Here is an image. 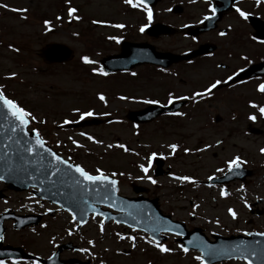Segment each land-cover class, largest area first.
I'll return each mask as SVG.
<instances>
[{"label": "rangeland", "instance_id": "1", "mask_svg": "<svg viewBox=\"0 0 264 264\" xmlns=\"http://www.w3.org/2000/svg\"><path fill=\"white\" fill-rule=\"evenodd\" d=\"M0 1L8 6L0 7V85L21 101L28 111L32 110L36 119L45 117L53 125L40 126L48 144L63 156L72 155L90 173L96 174L97 168L107 175L117 173L114 177L119 180L120 194H131V184L135 181L146 186V195L157 196L161 208L172 218L185 221L188 227H201L207 235H227L249 227L246 223L248 215L240 206L242 198H237V195H241L238 191L245 186L247 200L264 195L262 177L257 179L253 176L249 180L247 177V184L244 185L239 181L231 182L227 186L231 191L224 196L220 192L226 188L225 185L196 181L192 184L174 179L192 175L206 180L216 174L217 169L224 166L225 170L229 162L225 160L232 154L241 157L244 154L252 155L262 142L256 134H244L246 121L227 123L224 120L215 124L211 114L186 110L184 117L163 116L146 124L132 126L126 119L128 110L142 108L148 100L168 101L169 93L173 98L184 92L189 93L193 90L192 82L179 84L173 67L160 71L153 66L140 65L126 72L103 74L106 72L99 64L100 58L117 53L119 41L125 35L127 40L147 41L157 50L173 51L174 44L169 38L150 40L136 32L135 26L144 21V13L135 0L134 10H130L132 4L125 3V0ZM69 7L77 9L73 16L80 19L69 17ZM13 8L27 11L14 12L11 10ZM43 18L50 21L48 31L45 30ZM118 24L124 27H115ZM52 42L71 48L72 58L62 64L45 62L39 52ZM84 56L94 63H85L82 60ZM11 73L16 75L12 77ZM101 94L105 97L103 101L99 99ZM74 109L79 112L92 111L90 117H111L112 120L78 129H56V123L80 119ZM217 112L224 116L223 110L217 109ZM88 136L93 140H89ZM222 137L224 140L217 144ZM119 144L132 151L117 147ZM170 144L181 146L174 154L168 147ZM199 145L211 147L196 153ZM185 148L191 153L184 154ZM152 154L164 158L172 170L168 177H160L155 186H151L148 179L149 176L152 178L151 169L143 172L140 167L144 165L148 168ZM244 164L251 163L247 161ZM2 206L17 212L38 209V203L29 194L23 193L10 195L6 200L0 199V209ZM228 209L236 213L235 219ZM192 215L193 219L190 220ZM55 222L57 225H49L50 232H45L40 226L34 230L26 228L15 231L10 221H6L4 242L18 243L32 251L47 254L52 248L50 243H54L58 235L65 234L68 227L64 215L55 216ZM100 223L92 219L82 232L83 244L87 249L85 255L94 257L93 264H98V261H104V264H200L195 259L199 253L193 250L184 252L172 235L161 243L171 251L162 253L141 232L117 224L103 225L101 231ZM129 237H135V240ZM90 240L92 244L88 243ZM226 264L247 263L230 260Z\"/></svg>", "mask_w": 264, "mask_h": 264}, {"label": "flooded vegetation", "instance_id": "2", "mask_svg": "<svg viewBox=\"0 0 264 264\" xmlns=\"http://www.w3.org/2000/svg\"><path fill=\"white\" fill-rule=\"evenodd\" d=\"M236 8L244 11L246 17H241ZM151 12L154 16L153 22H162L174 28L173 34L160 37L169 38L173 42L175 53L181 55L200 50L196 56L178 60L174 64L178 82L186 84L192 82L193 85V90L189 93H182L181 98L185 99V103L179 110L216 115L220 121L215 124H220L224 120L227 123L246 121L244 134H256L262 142L252 155L243 156V161L251 163L244 165L251 171L248 180L253 176L264 179V153L260 151L264 148V115L259 112V108L264 106V92L258 90V85L264 84V0H260V3H257V0H158L151 8ZM221 32L224 35H220ZM239 73H244V77L233 81L228 79ZM217 80L221 83L210 93H205L206 87ZM195 92L204 95L193 97L192 94ZM253 104L256 107H252ZM217 109L223 110L224 116H221ZM250 116H254L255 119H249ZM223 140L222 137L217 141ZM0 188H4L2 182ZM240 194L243 201L241 206H244L248 215L246 222L249 227L237 233L245 234L248 231L264 233V195L254 197L252 201L247 200L245 191ZM40 204L43 203L40 201ZM2 207L0 213L6 209H13ZM47 210L54 212L51 215L43 213L41 220L53 223L52 219L58 209L54 207ZM71 224L74 231L69 236L65 234L58 237V240L66 238L65 241H72L77 246V249L64 250L60 254L66 264L71 259L81 261L86 259L81 229L75 228V222Z\"/></svg>", "mask_w": 264, "mask_h": 264}, {"label": "water", "instance_id": "3", "mask_svg": "<svg viewBox=\"0 0 264 264\" xmlns=\"http://www.w3.org/2000/svg\"><path fill=\"white\" fill-rule=\"evenodd\" d=\"M121 52L118 55H112L101 60L103 67L106 70H121L128 69L136 64L143 62H150L160 64L162 66H168L175 59L172 55L167 57V54L155 53L148 47L139 48L137 45L123 42L121 46ZM145 48V49H144ZM138 50L142 49L144 52L138 53ZM71 50L62 44H51L47 46L41 53V56L48 62L65 61L69 58ZM178 107V104H171L166 107L148 106L145 109L129 112L128 116L134 121H148L157 114L164 111H172ZM6 115V110L0 107V155L7 152V159L0 160V174L6 177L5 181L9 182L15 189L21 190L29 185H36L41 191V196L48 198L50 201L60 204L65 209L69 210L74 218L80 223H83L89 212L105 213V211H98L92 208V203H103L110 205L112 208L123 211V214H119L114 217L115 221L123 222L130 226L145 230L151 237L156 238L159 231L168 229L173 232H180L176 227L179 225L177 222L170 221L167 216H161L156 211L155 200L149 201V205L142 199H131L121 197L113 194L111 186L108 184L101 185L87 184L81 182L75 183L76 180L81 178L72 169H68L66 165H59L60 172H56L55 165H52L51 157L44 154L42 150H37L43 155V160L39 164L27 165V172L17 167L21 164L20 156L23 155L27 159H33L35 157H29L27 153H24L19 146L15 144V139H21V133H13L10 128L12 125V119L9 117L5 120L3 117ZM100 120L90 119L82 121L75 126H82L88 124L99 123ZM12 139H9V138ZM28 139H35L34 134L29 133ZM47 147V146H46ZM49 148V147H48ZM157 169L155 174H161L159 167L162 165L161 160H155ZM51 165V167H50ZM10 168H14V171H10ZM37 168L41 170L36 171ZM111 179V178H109ZM43 181V183H41ZM108 199H105V197ZM85 204V205H84ZM110 216L105 219L108 220ZM159 225H164L160 227ZM191 233H188L183 238L186 247H195L202 251L203 260L207 264L220 261L223 259L243 257L251 264H264V239L257 237H250L247 239H239L237 237L222 238L217 242L203 245L199 243V246L190 245L189 238ZM164 239V238H158ZM18 250V249H15ZM243 253V255H241ZM18 257H25L23 253L20 254L18 250Z\"/></svg>", "mask_w": 264, "mask_h": 264}, {"label": "snow or ice", "instance_id": "4", "mask_svg": "<svg viewBox=\"0 0 264 264\" xmlns=\"http://www.w3.org/2000/svg\"><path fill=\"white\" fill-rule=\"evenodd\" d=\"M67 2V0H66ZM125 3L128 4H133V0H125ZM140 3L144 5L145 10L148 13V19L151 20L152 18V12L151 9H148L147 4H144V0H140ZM257 3H260V0H257ZM133 6H136L133 4ZM0 7H4L7 8V5H2L0 4ZM12 11L16 12H26V9H11ZM77 11V9L69 7L68 8V15L71 18L74 19H80L79 16H73V14ZM213 14L215 13V9L212 10ZM236 11L240 14L241 17H246V13L244 11H242L240 8H236ZM209 17H205V19H208ZM57 19H60V17H57ZM93 23H99V21H93ZM45 24V30L48 31L49 29V25H50V21L45 20L44 21ZM115 27L117 28H123L124 25L122 24H118L115 25ZM145 27H147V25H143L140 28V31L143 32L145 30ZM220 35H224L223 32L220 33ZM109 39H117L116 37H109ZM11 47V45L9 46ZM82 60L85 63H94V61L90 60L89 57L84 56L82 57ZM93 71H97L96 69H93ZM102 71V70H100ZM104 75H107V73H103ZM16 75V73H11V76L14 77ZM133 75H135V73H133ZM229 80L232 79V77H228ZM221 83V81L217 80L214 83H212L208 88H206L204 91L205 93H210L212 89H215L217 87V85H219ZM258 90L260 92H264V84H260L258 85ZM193 97H200L202 95H204V93H200V92H195L192 94ZM168 103H173V96L172 93L168 94ZM99 99L100 100H104L105 97L101 94L99 95ZM120 99H125V97H120ZM146 103H158V101L155 100H148L146 101ZM0 107H2L3 109L6 110V115H4V119L7 120L9 117H11L12 119V125L10 130L13 133H21L22 137L21 139H15V144L17 146H19V148H21L23 150L24 153H27L29 157H35L33 159H27L25 158L23 155L20 156V161L21 164L18 165L17 167H20L22 171L27 172V165L29 164H39L42 160H43V155L41 154V152L37 151V150H42V152L44 154H47L51 157V162L52 165H55V171L56 172H60L61 169L58 167L59 165H66L68 169H72L74 170L75 173H77L79 175V177L81 178L80 180H76L75 183L79 184L81 182H85V186H87V184H96L99 183L101 185L104 184H108L111 186L112 192L113 194L116 191V185H117V181L115 179H109V176L105 175L104 172L97 168L95 170L96 174H91L89 171L85 170L84 167H82L79 164H71L68 160L63 159L60 155H58L56 152L52 151V149L46 147V141L41 137L40 132L37 128H30L29 124L32 121L36 120V117L32 115V113L28 110H26L23 106H21L14 98H9L6 94L5 91L3 90V86L0 85ZM252 107H256L255 104L252 105ZM74 111L78 112L80 115V119H84L85 117H90L93 115L92 111H86V112H79L78 109H74ZM259 112L261 115H264V106L259 108ZM178 115H183V113H178ZM249 119H255L254 116H250ZM68 121H65V123H67ZM39 123H44V121H39ZM0 127H3V125H0ZM29 133L34 134V141L28 139ZM81 135H84L83 133H81ZM9 139H12L11 137ZM71 139V138H70ZM89 140H93V137L88 136ZM95 142V141H94ZM220 141H217V144H219ZM73 144H76V141H73ZM108 147H112V145H108ZM117 147L121 148V149H125V145L123 144H119L117 145ZM173 153H175L176 149L178 148L177 144H170L168 146ZM205 147H208V145H206ZM189 151L188 148L184 149V152L187 153ZM197 151H201V149H197ZM260 151L262 153H264V148L260 149ZM155 155V154H153ZM7 159V152L5 151V153L3 155H0V160H6ZM151 161H149L150 163ZM245 163V161L241 160L240 157H234L232 158L229 162H228V167L229 169H239L241 164ZM51 167V165H50ZM141 170L143 172H147L148 168L145 167L144 165H141ZM14 168H10V171H14ZM41 169L37 168L36 171L39 172ZM217 171H220V169H217ZM117 173H112V176H116ZM6 177L4 175H0V181L5 180ZM149 180H151L152 183H156L155 180H152V178L149 176L148 177ZM174 179L180 180V181H192L191 177L188 176H177L174 177ZM209 179H212V177H209ZM41 183H43V181H41ZM33 187H36V185H32ZM243 187V186H241ZM221 196L226 195V192L222 189L220 192ZM105 199H108V197L106 196ZM229 214L233 217V219L236 218V213L232 210V209H228ZM101 231H103V221H101ZM119 236V234H117ZM262 235H264V233H262ZM3 237L0 236V239H2ZM121 239H123V237H120ZM129 239L135 240V237H129ZM150 243L152 241H149ZM89 244H92L93 242L90 240L88 241ZM155 246L159 249L160 252L162 253H167L170 252L171 249L165 247L163 244L159 243L158 241L155 243ZM184 252H188V248H183L182 249ZM83 251H87V249H84ZM241 255H243V253H241ZM196 260L200 261V264H205L204 260L202 259L201 256H197L195 257ZM0 264H2V262H0ZM248 264H251V261L248 262Z\"/></svg>", "mask_w": 264, "mask_h": 264}]
</instances>
